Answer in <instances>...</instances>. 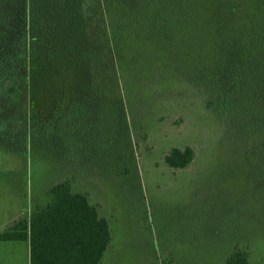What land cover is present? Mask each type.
Returning a JSON list of instances; mask_svg holds the SVG:
<instances>
[{
    "label": "trees",
    "instance_id": "16d2710c",
    "mask_svg": "<svg viewBox=\"0 0 264 264\" xmlns=\"http://www.w3.org/2000/svg\"><path fill=\"white\" fill-rule=\"evenodd\" d=\"M169 75L203 86L215 118L264 150V0H0L6 149L95 159L114 131L132 139L130 94ZM195 157L192 144L174 145L164 162L186 169ZM75 182H54L0 240L28 241L30 264H102L111 219ZM241 245L222 264H252Z\"/></svg>",
    "mask_w": 264,
    "mask_h": 264
},
{
    "label": "rangeland",
    "instance_id": "374dc122",
    "mask_svg": "<svg viewBox=\"0 0 264 264\" xmlns=\"http://www.w3.org/2000/svg\"><path fill=\"white\" fill-rule=\"evenodd\" d=\"M183 78L131 93L132 139L114 131L95 159L84 151L83 164L0 145V222L46 203L54 182L75 175L76 189L111 219L102 264H222L236 243L249 246L252 264H264L261 142L224 127L205 104L208 91ZM187 144L196 149L192 164L168 167L164 155ZM0 242V264H30L28 241Z\"/></svg>",
    "mask_w": 264,
    "mask_h": 264
},
{
    "label": "crops",
    "instance_id": "0c3cea01",
    "mask_svg": "<svg viewBox=\"0 0 264 264\" xmlns=\"http://www.w3.org/2000/svg\"><path fill=\"white\" fill-rule=\"evenodd\" d=\"M31 212V207L28 206L26 209H21V207L19 208V210H17L15 213H12L10 215H8V217L3 221L0 222V232L4 231L8 226L12 225L13 223L17 222L19 219L24 218V217H28L30 215ZM0 241H4V240H0ZM7 241V240H5ZM11 241H15V240H11ZM2 243V242H0Z\"/></svg>",
    "mask_w": 264,
    "mask_h": 264
}]
</instances>
